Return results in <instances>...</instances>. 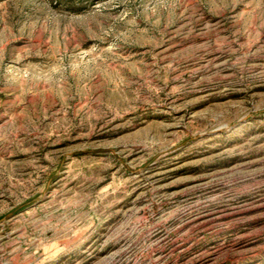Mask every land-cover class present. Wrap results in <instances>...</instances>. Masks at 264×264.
<instances>
[{
  "label": "rangeland",
  "instance_id": "1",
  "mask_svg": "<svg viewBox=\"0 0 264 264\" xmlns=\"http://www.w3.org/2000/svg\"><path fill=\"white\" fill-rule=\"evenodd\" d=\"M0 264H264V0H0Z\"/></svg>",
  "mask_w": 264,
  "mask_h": 264
}]
</instances>
